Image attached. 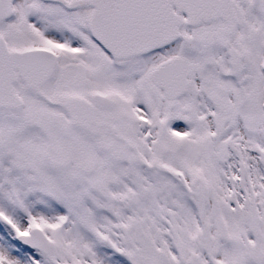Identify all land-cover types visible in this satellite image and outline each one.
<instances>
[{
  "label": "snow or ice",
  "instance_id": "6c2138e0",
  "mask_svg": "<svg viewBox=\"0 0 264 264\" xmlns=\"http://www.w3.org/2000/svg\"><path fill=\"white\" fill-rule=\"evenodd\" d=\"M0 264H264V0H0Z\"/></svg>",
  "mask_w": 264,
  "mask_h": 264
}]
</instances>
